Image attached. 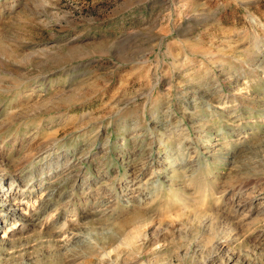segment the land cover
I'll list each match as a JSON object with an SVG mask.
<instances>
[{
  "label": "rangeland",
  "instance_id": "1",
  "mask_svg": "<svg viewBox=\"0 0 264 264\" xmlns=\"http://www.w3.org/2000/svg\"><path fill=\"white\" fill-rule=\"evenodd\" d=\"M4 179L0 264H264V0H0Z\"/></svg>",
  "mask_w": 264,
  "mask_h": 264
},
{
  "label": "bare ground",
  "instance_id": "2",
  "mask_svg": "<svg viewBox=\"0 0 264 264\" xmlns=\"http://www.w3.org/2000/svg\"><path fill=\"white\" fill-rule=\"evenodd\" d=\"M68 160H64L63 162H58V161H55V162H52V163H50L49 165V167L50 168H48L50 171L53 169V168H55V169H58L59 167L60 168H63V167H65L67 164H68ZM66 168V167H65ZM79 177H81V174L80 173H78V172H76V173H72V174H69V176H68V179H70L71 181H73L74 183H76V181L77 180H79ZM135 179V178H134ZM134 179L131 181V182H133L134 183ZM85 183H88V182H85ZM7 184H8V181L6 180V179H4V180H1L0 181V195H9L8 194V192H7V190L9 189V187L7 186ZM130 186H131V184H130V181L129 182H127L126 184H124L123 186H122V190L124 191L126 188L127 189H130ZM202 188H206V186L205 185H203L202 186ZM109 194V193H108ZM105 196V199L106 200H108V198H111L109 195H107V194H104V195H102V197H104ZM116 196V195H115ZM233 197V192L231 193V195H230V197L229 198H232ZM253 197H255V196H249V198H248V200H250V204H249V207H251L252 205H253V203H254V201H253ZM115 198V197H114ZM114 198H111V200L112 199H114ZM116 199V198H115ZM206 199H207V197L204 195L203 196V201L205 200L206 201ZM247 199V198H246ZM7 202V201H6ZM45 203V202H44ZM256 212H258L257 214H263L264 215V199L263 200H261L260 202H259V204H258V206H257V209H256ZM8 215H10V217H11V219H13L14 221L12 222V223H15L16 221H15V219H14V217H20V216H18V215H15L16 213H15V210H9V211H7L6 212ZM53 212H51V214H52ZM7 214H1L2 215V217L3 218H5V217H7L8 215ZM54 214H56V213H54ZM57 215V214H56ZM49 216V215H48ZM48 216H46L45 218H46V222H48V221H50V219H52V218H48ZM207 216V215H206ZM64 217V218H63ZM62 218V221H60V223L59 224H61V225H59L57 228L59 229V235L60 236H66V239L67 238H69V241L68 242H66L67 243V245H70L73 241H76V240H80L81 241V238H82V233L80 232L81 230H78V229H80L79 227L78 228H73V227H68L69 225V223H67V219L66 218H68V216L65 214L64 216H63ZM202 217H203V215H202ZM211 217V216H210ZM57 219H59V217H56L55 218V220H57ZM54 220V221H55ZM69 222V221H68ZM146 224V223H145ZM145 224H143V225H145ZM68 225V226H67ZM140 225H142V224H140ZM136 227H140V226H136ZM141 228V227H140ZM144 228H145V226H144ZM146 230V229H145ZM134 231V230H133ZM136 233V232H135ZM134 233V234H135ZM137 233H139V232H137ZM131 234V233H130ZM147 234V233H146ZM139 235V234H138ZM130 236V235H129ZM141 236V235H140ZM132 237V236H131ZM130 237V238H131ZM134 237V236H133ZM135 237H137V236H135ZM134 237V238H135ZM65 238V237H64ZM140 238V237H139ZM143 238V237H142ZM145 238V237H144ZM157 238V237H156ZM136 239V238H135ZM141 240V239H140ZM122 243L124 244V245H129V246H132V241L131 240H129V239H127V237L126 238H124L123 240H122ZM151 243V242H150ZM73 244V243H72ZM156 244H158V243H156ZM74 246V245H73ZM67 247H70V246H67ZM107 254H108V252H106ZM107 254H105V256L107 255ZM105 256H103V257H105ZM107 256H109V254L107 255ZM109 257H112V256H109ZM106 258V257H105Z\"/></svg>",
  "mask_w": 264,
  "mask_h": 264
}]
</instances>
